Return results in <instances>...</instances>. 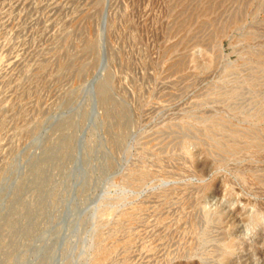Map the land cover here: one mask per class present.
<instances>
[{
  "label": "rangeland",
  "instance_id": "rangeland-1",
  "mask_svg": "<svg viewBox=\"0 0 264 264\" xmlns=\"http://www.w3.org/2000/svg\"><path fill=\"white\" fill-rule=\"evenodd\" d=\"M0 264H264V0H0Z\"/></svg>",
  "mask_w": 264,
  "mask_h": 264
},
{
  "label": "bare ground",
  "instance_id": "bare-ground-1",
  "mask_svg": "<svg viewBox=\"0 0 264 264\" xmlns=\"http://www.w3.org/2000/svg\"><path fill=\"white\" fill-rule=\"evenodd\" d=\"M251 223H252V222H251ZM253 223H254V224H252V225L256 227L257 221H254Z\"/></svg>",
  "mask_w": 264,
  "mask_h": 264
}]
</instances>
